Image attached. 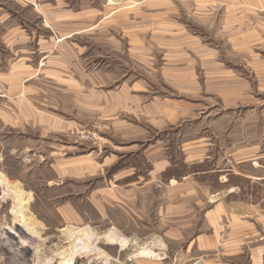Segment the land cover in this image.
I'll list each match as a JSON object with an SVG mask.
<instances>
[{
  "label": "rangeland",
  "instance_id": "obj_1",
  "mask_svg": "<svg viewBox=\"0 0 264 264\" xmlns=\"http://www.w3.org/2000/svg\"><path fill=\"white\" fill-rule=\"evenodd\" d=\"M105 1L108 0H94L92 11L94 9L102 14ZM122 1L121 6L117 4L107 7L110 9L108 17L111 19L107 24L103 16L99 17L98 14L92 15L89 23L70 24L60 21L55 24L60 32H67L70 36L59 41V67L55 70L63 75L57 77L60 81L64 77L82 79L84 72H92L93 68H97V72L106 73L108 78L117 77L124 82L128 81V86L130 80L143 84L144 89L140 88L138 93L143 98L140 103H144L139 108L140 113L132 112L131 103L125 100L120 113L104 102L101 103L103 108L95 99L85 96V89L77 92L71 90L62 83L52 81V77L47 76L46 69L42 70L44 74L38 69L36 73H42L38 76L42 78L37 81L38 87L51 95V100L46 103L53 105L61 113L91 120L90 126L69 129L67 135L54 134L52 131L51 134H44L40 127L32 126L21 130L11 127L0 129V169L6 175L12 179L25 180L28 172L34 171L32 164L42 161V167H38L32 182L26 184V187H32L44 195L37 205L38 215L43 221L41 230L31 234L20 224L11 221L12 228L17 230L12 229L10 232L19 243L35 246L36 252L40 249L38 244L44 240V246L48 245L49 248L47 251L42 246V251L46 252L41 253L50 256L42 264H50L56 258L62 259V264H74L76 259L81 264L82 259L88 257L89 264H94L93 260L96 264L100 258L107 259L112 264H132V260L141 258L133 256L135 251L151 241L150 238H143L145 241L137 239L134 236L136 233L139 238L145 237L147 233H155L162 238L164 243L159 242L155 246L156 251L150 248L154 253L151 258L176 253L194 233L200 222V207L211 202L209 193L222 189L221 185L212 183L209 179H201L200 175L197 177L194 173L201 167L196 169L190 162L203 156V153L219 157L222 152L217 139L220 137L216 135L222 134L225 137L229 122L227 116L231 117L232 123V116H237L248 108V103L244 101L227 104L215 95L218 85L236 80L231 76L226 77L228 71L224 68L243 66L250 61V56L243 53V46H234L236 41L227 37L229 32L226 23L210 19L211 7L197 6L198 0H169V5L163 4L164 6L157 5L158 0L154 3L152 0ZM11 3L13 9L21 10L20 20L34 18L29 9H21L15 2ZM161 15H171L169 27L162 23ZM28 28L37 31L49 29L47 25H41L38 18L28 23ZM183 29L201 41L206 47L203 53L194 47L195 44L184 42L183 39L181 45L174 44L179 41L178 36ZM105 30L106 34L101 33ZM138 30L144 32L145 38L132 39L131 31ZM39 58L40 56L36 64ZM67 59L71 64L74 63V67L73 64H67L69 71L65 72L62 69L66 68L64 66L65 60L68 63ZM218 67L219 71L216 70ZM234 72L250 83V89H255L253 72ZM216 73L225 76H220L219 83L212 78L217 76ZM195 78L196 86L190 85L191 90L187 87L188 94L180 93L179 84L185 80H192L194 83ZM114 88L111 86L107 90ZM17 92L18 88L11 91L12 94ZM148 102L153 108L150 117L143 110ZM178 104L184 107L180 108ZM228 105L230 108H226ZM91 106L100 111L103 119L92 118L94 112L91 111ZM162 107H166V112L161 115L158 109ZM237 119L240 121V118ZM94 147L100 148L102 154L113 153L122 158H119L118 163L114 162L104 168L100 174L88 177L85 191L94 193L97 199L104 195L112 196L113 199L108 201L109 205L106 204L105 215H98L92 208L91 222L88 224H65L57 215L54 203L45 198L58 191L45 187V183L41 182L50 177L47 167L51 161L50 154L78 153L85 148ZM202 148L207 151L201 152ZM34 151L41 154L33 156ZM121 159L124 163L129 161L128 164L133 166L130 169L133 168L136 173L133 176L136 180H131L133 183L126 186L114 180V177L109 178L115 173L116 166L121 164ZM23 162H28L29 165H24ZM240 165L246 173H264L262 169H252L249 163ZM102 175L106 178L105 183ZM245 180L241 177L238 183L246 187L248 181ZM75 189L80 190L82 187L76 186ZM184 207L188 211L180 210ZM82 229L85 237L77 233ZM70 230L73 231L71 234ZM74 237L78 239L77 242H74ZM30 239L35 240V243H31ZM67 248L68 252L60 253ZM42 254H38V257H42Z\"/></svg>",
  "mask_w": 264,
  "mask_h": 264
},
{
  "label": "crops",
  "instance_id": "obj_2",
  "mask_svg": "<svg viewBox=\"0 0 264 264\" xmlns=\"http://www.w3.org/2000/svg\"><path fill=\"white\" fill-rule=\"evenodd\" d=\"M168 1L158 0L157 5H169ZM11 2H15L21 9H29L34 18L26 17L24 20H20V17L22 18L21 10L13 9ZM92 2L94 0H0V129L11 127L21 130L32 126L40 127L44 134H51L52 131L54 134L67 135L69 129L90 126L91 120H85L77 115L71 116L65 112L61 113L55 110L53 105L46 103L51 100V95L39 88L37 83L42 79L39 77L42 75L43 69H46L47 76L52 77L51 80L58 84L62 83L63 86L76 92L79 89H85L83 90L85 96L92 100L95 99V102L103 108L101 103L104 102L108 107L114 108L120 113L125 100L131 103L130 110L132 112L140 113L139 108L144 103H140L143 98L138 93L140 88L142 90L144 88L143 84L137 83V81L130 80L128 86V81L124 82L117 77L108 78L106 73L97 72V68H93L92 72L91 70L84 72L82 79H69V77H64L61 81L57 79L59 76L63 77L57 71L59 41L70 36L67 32H60L55 24L60 21L70 24L71 22L89 23L92 15L97 16L98 14L94 9L92 11ZM152 2L154 3L155 0ZM197 3L199 7H211L210 19L226 23L229 32L227 37L236 41L234 46H243V53L250 56V61L240 66L241 68L234 65L224 68L228 71L225 74L226 77L231 76L236 80L232 79L234 82L227 83L228 85H218L215 92V95L221 97L222 101L227 104L244 101L248 103V108L237 116H232V123L231 117L227 116L229 122L225 137L222 134L216 135L220 137L217 139L220 145L219 150L222 152L219 157L203 153V156L190 162L195 165L196 169L201 167L194 173L197 177L200 175L201 179L204 177L212 183L215 182L222 186L220 191L209 193L208 197L211 200L209 204L206 203L205 207H200V222L196 225L194 233L183 246L179 247L176 253H167L159 258H151L153 255L135 258L132 260V264H264V173H246L240 165L249 163L252 169L257 168L264 171V97H262L264 96V0H198ZM117 4L121 6L123 1L108 0L103 3L102 14L98 15L99 17L103 16L105 24L111 21L108 17L110 14L108 8ZM152 16L154 17V15ZM37 18L41 25H47L50 30L29 29L28 23L36 21ZM170 18L171 15H164V17L161 15L162 23L168 27ZM178 27L182 29L181 26ZM101 33L106 34L107 30L101 31ZM131 33L132 39L145 38L143 31H131ZM179 35V41L174 44L180 43L181 45L183 39L184 42L195 44L194 47L200 53H203L204 49L206 50L201 41L188 34L187 30L183 29ZM39 56L38 64H36ZM201 56L204 58L203 55ZM67 61L68 63L65 60L64 68H66L62 71H69L67 64H73L74 67V63L71 64L69 59ZM38 69L42 73H36ZM216 70L219 71V67ZM235 70L253 72L256 82L255 89H250V83L239 78L234 72ZM216 75L215 78H212L217 83H219L220 76L225 77L218 73ZM213 79L212 83H214ZM193 84L196 86V78L194 83L192 80L190 82L183 81L179 84L180 93L188 94L187 87L191 90ZM111 86L115 88L107 90ZM17 88L18 92L12 94L11 91L17 90ZM145 105L143 110L150 117L152 105L149 102ZM178 107L183 108L184 106L178 104ZM165 108L158 109V113L161 115L165 113ZM226 108H230V106L228 105ZM91 111L94 112L92 117L96 118L94 120L103 119L100 111L95 107L91 106ZM237 118H240V121ZM204 150L207 151L202 148L201 152ZM102 153L100 148L94 147L85 148L83 152L79 151L78 153L50 154L51 161L47 166L50 177L41 180V182L45 183V187L58 191L56 194L45 196V198H49L48 200L54 203L55 211L63 223L68 225L88 224L91 222L92 208L100 216L106 214L104 209L107 208L108 201L113 199L112 196L104 195L97 199L93 195L94 193H87L85 191L88 187L87 181H89L87 178L100 174L104 168L114 162L118 163L122 156ZM38 154L41 153L34 151L33 156ZM121 161V164L116 166L115 173H112L109 178L114 177V180L126 186L133 183L131 180L135 179L133 176L136 173L133 168L130 169L133 166L131 163L128 164L129 161L126 163L123 162V159ZM23 163L29 165L28 162ZM41 164L42 161L32 164L35 167L34 171H29L25 180L12 179L0 169V260L4 264H42L46 263V259L50 256L41 253L45 251L44 249L42 251V246L46 244L44 240L39 241L41 242L38 244L39 253L35 251V246L21 244L13 234H10L13 229L11 221L16 222L17 218L14 213L20 203L27 223L35 228L31 234L41 230L43 221L38 215L37 205L44 195L42 196V193H38L32 187H26V184L32 182L38 167H42ZM102 176L105 183L106 178L104 175ZM241 177L248 181L246 187L238 183V179ZM76 186L82 187V189L77 190ZM18 189L23 194L22 199L18 195ZM194 194L198 195L197 192ZM199 199L204 201L202 197ZM96 200L98 201L96 202ZM180 210L188 211L185 207ZM189 210L191 209L189 208ZM194 211L197 213L196 209ZM72 232L70 230L69 233ZM136 234L134 236L137 239L146 238L145 240H148L150 238V243L143 247L149 246L147 248H154V251L157 250L155 246L159 242L164 243L162 238L155 233H147L144 235L145 237L141 238ZM30 241L35 243L33 239ZM44 247L48 251L49 246ZM52 252L54 251L52 250ZM38 254H42V257H38ZM89 261L90 257L83 258L81 264H89ZM92 262L95 264L94 260ZM53 263L62 264L63 260L56 259ZM74 264H80V260L76 259ZM96 264L112 263L107 259L100 258Z\"/></svg>",
  "mask_w": 264,
  "mask_h": 264
},
{
  "label": "bare ground",
  "instance_id": "obj_3",
  "mask_svg": "<svg viewBox=\"0 0 264 264\" xmlns=\"http://www.w3.org/2000/svg\"><path fill=\"white\" fill-rule=\"evenodd\" d=\"M18 195H19L20 198L23 197V194L21 193V191H20L19 189H18ZM21 206H22V204L20 203L19 206H18V208H16V212L14 213L15 216H16V218H17L15 223L20 224V225L22 226V228H24L27 232L32 233V232H34V229H35V228L27 223L26 218H25V216H24V214H23V212H22V208H21ZM27 219H28V218H27ZM78 232H79V234H80L81 236H85V232H83V229H82V230H78L77 233H78ZM74 238H75V237H74ZM77 240H78V239L75 238L74 242H77ZM110 243L112 244V243H114V242H110ZM117 244H119V243H117ZM123 245H125V243H124ZM68 250H69V248L64 249V250H63L62 252H60V253L64 254V253L68 252ZM58 254H59V253H57L56 256H58ZM152 255H154V253L152 254V252H151V250H150L149 248H147V247H139V248L135 251V255H133V256L151 257ZM56 259H57V258H56ZM56 259H55V260H52L51 263H53L54 261H56Z\"/></svg>",
  "mask_w": 264,
  "mask_h": 264
},
{
  "label": "built area",
  "instance_id": "obj_4",
  "mask_svg": "<svg viewBox=\"0 0 264 264\" xmlns=\"http://www.w3.org/2000/svg\"><path fill=\"white\" fill-rule=\"evenodd\" d=\"M0 264H4V263L0 260Z\"/></svg>",
  "mask_w": 264,
  "mask_h": 264
}]
</instances>
